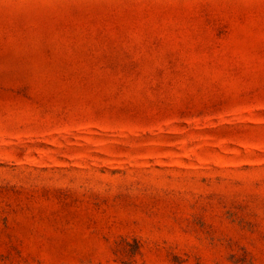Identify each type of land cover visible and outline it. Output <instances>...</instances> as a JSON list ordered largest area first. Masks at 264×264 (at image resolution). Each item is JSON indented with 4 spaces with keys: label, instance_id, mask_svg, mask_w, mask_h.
<instances>
[{
    "label": "rangeland",
    "instance_id": "1",
    "mask_svg": "<svg viewBox=\"0 0 264 264\" xmlns=\"http://www.w3.org/2000/svg\"><path fill=\"white\" fill-rule=\"evenodd\" d=\"M0 264H264V0H0Z\"/></svg>",
    "mask_w": 264,
    "mask_h": 264
}]
</instances>
